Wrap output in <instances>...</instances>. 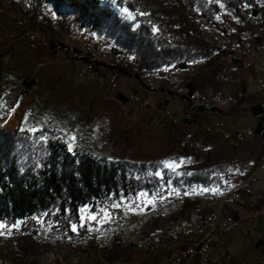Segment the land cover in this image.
Wrapping results in <instances>:
<instances>
[{"label":"rangeland","instance_id":"1","mask_svg":"<svg viewBox=\"0 0 264 264\" xmlns=\"http://www.w3.org/2000/svg\"><path fill=\"white\" fill-rule=\"evenodd\" d=\"M252 1L251 7L243 5L240 8V15H224L225 28L236 36L235 40L264 36V0ZM256 7L262 10L261 17L252 14ZM118 13L127 21L132 19L127 11L118 10ZM207 32H201L200 37L209 39ZM221 38L213 33L212 46L217 48ZM88 46L91 53L86 52ZM92 55L99 59L95 60ZM80 56L96 64L89 66L78 61ZM120 70L137 75L138 79L123 75ZM28 74H31L34 87H17L19 80ZM246 74L248 71L232 62L201 61L176 79L165 77L173 75L172 70L154 74L151 85L147 86L144 80L148 72L136 71L132 57L111 41L87 30H78L67 12L51 6L36 7L22 0H0V101L8 92H13L14 97L0 117L9 115L15 120L12 128L0 126V130L34 133L29 129L48 128L60 133L67 147L68 137L74 136L73 149L83 141L108 158L159 165L167 180L164 184L159 171L156 178L160 183L156 190L102 204L94 210L89 206L82 208L79 224L75 230L72 228V237L60 234L48 223L36 221L35 232L39 238L62 245L56 256L39 257V264H103L98 254L86 248L88 241L109 248L113 241L103 244L100 240L122 227L121 223L129 221L134 227L149 218V211L161 210L166 215L186 203L197 207L199 212L188 226L191 237L175 245L174 251L198 240L203 233H209L213 226L208 218L220 208L222 214L214 232L218 225L223 229L230 226V231L218 230L221 234L211 239L209 264H241L243 261L237 254L247 240L252 243L250 248H255L259 240L264 244V213L241 223L230 218L231 223H228L223 211L236 202L222 203L217 196L239 184L235 176L242 171L240 167L213 168L222 170V174L215 176V181L206 188L212 197L206 196L202 187L183 185V180L192 174L212 170L200 165L202 159L190 162L193 156L184 155V151L189 155L199 151L193 146L195 142L188 138L197 132L205 135L209 132L208 126L222 121L230 127L234 119L246 124L250 121L246 105L248 88L243 84ZM189 86L193 87L195 97L187 100ZM239 93L244 94V100L233 106L232 101ZM118 94L126 103L117 99ZM200 107L207 111H201ZM169 116L180 118L170 123ZM211 117L227 118V121L209 123ZM200 121L206 124L196 126ZM106 135L110 142L102 141ZM166 162L174 167L167 166ZM173 180L179 187L172 186ZM176 194L182 199L173 202ZM185 197L187 199H183ZM93 216L96 219L89 218ZM121 241L134 243L135 238L129 236ZM1 262L10 264L3 258ZM257 264H264L263 245Z\"/></svg>","mask_w":264,"mask_h":264},{"label":"trees","instance_id":"2","mask_svg":"<svg viewBox=\"0 0 264 264\" xmlns=\"http://www.w3.org/2000/svg\"><path fill=\"white\" fill-rule=\"evenodd\" d=\"M22 1L67 12L78 30L111 41L133 58L136 71L148 74L173 69L184 72L201 61H220L224 56L218 47L212 46L211 36L214 33L223 37L229 32L224 21L216 17L217 10L224 11V15H240L243 5L253 4L252 0ZM118 10H126L132 19L127 21ZM251 12L256 16L254 9ZM205 30L209 39L200 37ZM77 59L87 65L96 64L85 56ZM120 73L138 79L125 70ZM30 75L21 78L17 87L33 88ZM194 95L193 87L189 86L187 100ZM13 99V92L5 94L0 101V113L8 109ZM117 99L126 103L121 94ZM199 109L207 111L204 107ZM251 115H261L259 100L253 102ZM261 130L264 131V125L258 126L256 132ZM41 136L47 139L42 140ZM105 138L102 141L110 142L107 135ZM159 171L165 184V172L159 165L108 158L83 141L70 152L61 134L48 128L34 133L0 130V224L17 232L12 237H0V258L10 264H39L41 256H56L62 245L39 238L36 221L48 223L60 234L72 237L82 208L89 206L94 210L102 204L156 190ZM221 174L220 169L195 173L185 178L183 185L206 189ZM171 184L179 187L174 180ZM198 212L197 207L186 203L164 216L149 217L131 235L134 243L114 240L106 248L88 241L86 248L98 254L103 264H162L175 245L191 237L188 226Z\"/></svg>","mask_w":264,"mask_h":264},{"label":"crops","instance_id":"3","mask_svg":"<svg viewBox=\"0 0 264 264\" xmlns=\"http://www.w3.org/2000/svg\"><path fill=\"white\" fill-rule=\"evenodd\" d=\"M242 40L245 44L257 45L264 42V36ZM248 61L251 65V68L248 70V74H246L245 78L243 79V84L248 88V92L246 94V105L248 106V117L250 121L246 124L244 121H239L237 119L231 120L232 126L230 127L225 125L224 128L218 132V134L208 130L209 132L206 133L207 135L205 134L201 136V132H197L188 139L195 142L193 146L197 147L199 151L196 154L194 153L195 155H189L183 150L184 155L193 156V159L190 160V162L202 159L200 165L202 164L203 168L213 169L216 167H240L242 171L235 176V179L239 183H242L245 180V176L248 173H253L254 177L256 178V183L250 187L249 194L241 192L240 199L234 204V206L231 208L227 207L225 211H223L224 216L231 218L233 222L235 221L238 223L254 218L256 219L264 213V170H257V164L264 156V136L262 138H258L254 142L245 140L238 146L232 145L230 141L223 138V136L231 130H255L258 126L263 127L264 125V120L261 115H257L255 117L251 115V106L253 102H257L260 99V96L256 93V84L264 74V56L255 54L250 56ZM220 120L227 121V118H222ZM220 120H218V118L211 117L209 123H216ZM196 124V126H203L206 123L200 121ZM251 214L252 216H250ZM244 215L249 217H244ZM218 227L219 228L217 231L211 235L209 247L211 244V239L215 236L218 237V233H220L218 230H223L224 232L230 231V226H228L226 229L221 228L222 226L220 227L219 225ZM223 239H225L224 236ZM195 241L197 240H194V242ZM188 245L177 250H184ZM251 245L252 243L247 240L245 245L240 249V251H238L237 256L240 261L247 262H242L241 264H248V262L251 260H253V262H250L249 264L258 263V259L261 256V245L264 246V244L262 243V240H259L255 245V248H250ZM254 249H256L255 251L259 252L260 255L254 252ZM193 264H197V261L195 260Z\"/></svg>","mask_w":264,"mask_h":264},{"label":"built area","instance_id":"4","mask_svg":"<svg viewBox=\"0 0 264 264\" xmlns=\"http://www.w3.org/2000/svg\"><path fill=\"white\" fill-rule=\"evenodd\" d=\"M254 10L256 12V17L257 16L261 17L263 15L262 10L259 9L258 7H256ZM216 17L223 20L224 11L220 9L217 10ZM218 50L221 56H225V55L236 56L237 66L241 67L245 71H248L251 68V65L248 61L250 56H253L255 54L264 56V42L257 45L245 44L242 39L239 41L235 40L234 35L229 33L228 35H225L221 38L218 45ZM86 52L91 53L89 46ZM94 59L97 60L99 58L97 56L96 57L94 56ZM89 66H87L88 69L90 68ZM181 75L182 72H177L173 69V75L165 76V77L169 79H176L179 78ZM152 80L153 79L149 77H145L144 83L147 86H150ZM256 93L260 96L259 105L261 109V116L264 117V74L263 77L259 79L256 84ZM132 99L133 98H131V100ZM195 99H198L197 96ZM243 100H244V94L239 93L232 101V105L237 106ZM188 108L193 109V106L188 105ZM181 117H192V116H181ZM176 118H180V117L169 116L170 123H174V121H176ZM224 125H225L224 121H222L215 124L214 126L213 125L208 126L207 130L219 132L224 128ZM263 136H264L263 130L257 133L255 129L248 131H230L227 134H225L223 138L225 140L230 141V143H232L233 145H240L241 140H248L254 142L258 138H262ZM257 170L259 171L264 170V156L260 159L259 163L257 164ZM254 183H256V178L254 177L253 173L250 172L245 176V180L242 183H239L237 186L223 191V193H218L217 196L221 198L222 203L233 204L240 199L241 192H244L245 194H249V187L252 186ZM206 196L212 197V194L209 193V195ZM183 199H187V198L185 197ZM173 202H177V201H173ZM221 214H222V209L220 208L216 213L211 214L209 216L208 220L213 226L212 230L209 233L202 235L200 238H198L197 241H195L192 244H189L184 250L174 251L172 249L171 251L168 252L162 264H193L195 260L197 261V264H208L210 261L209 241L211 235L214 233V229L218 224ZM147 215L148 217H161L164 214L161 210H159V211H149ZM227 222L231 223V219L228 218ZM144 223L145 221L140 222L137 226L131 227L133 225L129 221H125L121 223L122 227L108 233L107 238L106 237L102 238L100 242L106 244L108 241L123 240L135 234L137 231H139ZM16 233H17L16 231L12 229H8L5 226L0 227V237L2 236L12 237ZM1 263L3 264V262Z\"/></svg>","mask_w":264,"mask_h":264},{"label":"bare ground","instance_id":"5","mask_svg":"<svg viewBox=\"0 0 264 264\" xmlns=\"http://www.w3.org/2000/svg\"><path fill=\"white\" fill-rule=\"evenodd\" d=\"M220 61L232 62V63H236L237 64V57L233 56V55H225ZM146 77H149V78L152 79L154 77V74H149ZM14 122H15V120L13 118H11L9 115H4V116L0 117V126L1 127L12 128L14 126ZM243 141L244 140H241L240 143L243 142ZM203 190L206 192V195H209L208 189H204L203 188ZM221 193H223V192H221ZM178 195L176 194V195H174L172 197L173 201H178V200L182 199V197L179 198Z\"/></svg>","mask_w":264,"mask_h":264},{"label":"snow or ice","instance_id":"6","mask_svg":"<svg viewBox=\"0 0 264 264\" xmlns=\"http://www.w3.org/2000/svg\"><path fill=\"white\" fill-rule=\"evenodd\" d=\"M126 11V10H125ZM29 131H32V132H36V131H39V129H36V128H31V129H29ZM41 139L42 140H46L47 138L46 137H44V136H41ZM75 140V137L74 136H69L68 137V140L66 141V143L68 144V150L71 152L72 150H73V141ZM166 164H167V166H169V167H174V165L173 164H170V163H167L166 162ZM84 211V209H81V212H83ZM90 219H96V217H89ZM82 219H84V217L82 216ZM0 227H3V225H0ZM73 230H75V226H73Z\"/></svg>","mask_w":264,"mask_h":264}]
</instances>
